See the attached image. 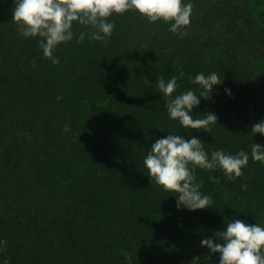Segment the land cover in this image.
Returning a JSON list of instances; mask_svg holds the SVG:
<instances>
[{
    "label": "trees",
    "instance_id": "obj_1",
    "mask_svg": "<svg viewBox=\"0 0 264 264\" xmlns=\"http://www.w3.org/2000/svg\"><path fill=\"white\" fill-rule=\"evenodd\" d=\"M192 3L183 37L135 11L114 14L106 42L74 39L53 64L18 32L13 0H0V264H182L206 255L200 241L228 219L264 223V163L250 158L235 180L197 168L214 202L194 211L178 210L143 165L167 131L189 138L167 114L159 76L183 73L178 91L197 94L198 72L222 79L193 110L217 116L209 133L190 130L209 152L264 144L249 135L264 120V0Z\"/></svg>",
    "mask_w": 264,
    "mask_h": 264
},
{
    "label": "clouds",
    "instance_id": "obj_2",
    "mask_svg": "<svg viewBox=\"0 0 264 264\" xmlns=\"http://www.w3.org/2000/svg\"><path fill=\"white\" fill-rule=\"evenodd\" d=\"M12 20L16 22L24 38H38L37 43L45 58L58 64L54 55L58 46L75 39L82 42L85 36L90 40L107 41L115 29L114 14L135 11L150 22L168 23L169 31L180 37L186 35L193 11L192 0H13ZM83 27L84 30H79ZM183 76L172 75L165 79L157 77L156 86L165 100L167 114L187 129L189 138L168 132L155 139L143 157L151 184L176 197L177 209L194 211L212 208L213 198L204 193L202 183L197 179V168L209 173L219 169L227 180L242 177L249 159L264 163V144L252 143L250 151L240 149L235 153L223 148L209 152L203 140L191 135V129L208 132L210 125L217 122L214 112L203 113V118H194L193 110L200 105L201 98L210 99L215 85L222 84L216 72H198L192 83L199 86L197 92L191 88L178 91V81ZM231 95V89L225 88ZM162 132L163 129L159 128ZM209 133V132H208ZM264 135V120L252 124L250 136ZM209 179L216 181L210 175ZM246 189V184H241ZM169 196V195H168ZM218 235L205 237L200 241L207 254L196 256L190 264H208L212 254L218 253V264H264V223H249L246 219L233 217L225 222Z\"/></svg>",
    "mask_w": 264,
    "mask_h": 264
},
{
    "label": "rangeland",
    "instance_id": "obj_3",
    "mask_svg": "<svg viewBox=\"0 0 264 264\" xmlns=\"http://www.w3.org/2000/svg\"><path fill=\"white\" fill-rule=\"evenodd\" d=\"M260 7L264 8V4H262ZM257 64H259L257 67H258V71L257 72H260L259 73V80L260 81H264V60H258ZM205 255H201L200 257H203ZM192 260H189V261H186V262H183L182 264H190ZM208 264H217L215 263L213 260L210 259V261L208 262Z\"/></svg>",
    "mask_w": 264,
    "mask_h": 264
}]
</instances>
